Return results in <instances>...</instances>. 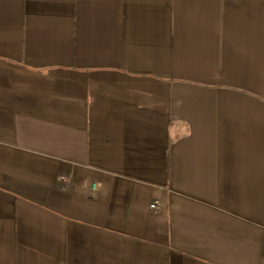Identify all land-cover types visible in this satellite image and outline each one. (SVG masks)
I'll use <instances>...</instances> for the list:
<instances>
[{"label":"crops","instance_id":"1","mask_svg":"<svg viewBox=\"0 0 264 264\" xmlns=\"http://www.w3.org/2000/svg\"><path fill=\"white\" fill-rule=\"evenodd\" d=\"M0 264H264V0H0Z\"/></svg>","mask_w":264,"mask_h":264},{"label":"built area","instance_id":"2","mask_svg":"<svg viewBox=\"0 0 264 264\" xmlns=\"http://www.w3.org/2000/svg\"><path fill=\"white\" fill-rule=\"evenodd\" d=\"M59 179H60L61 181H63V182H66L65 178H63V177H60ZM148 208H149V211H150L152 214H154V215L158 214V212H159V210H160V206H159L158 202H156V201L151 202V203L148 205Z\"/></svg>","mask_w":264,"mask_h":264}]
</instances>
